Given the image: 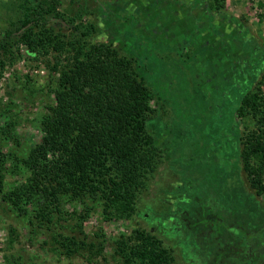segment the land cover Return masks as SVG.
<instances>
[{
    "label": "rangeland",
    "instance_id": "rangeland-1",
    "mask_svg": "<svg viewBox=\"0 0 264 264\" xmlns=\"http://www.w3.org/2000/svg\"><path fill=\"white\" fill-rule=\"evenodd\" d=\"M27 1L0 0V40L35 18L25 16ZM59 11L66 25L49 24L63 41L59 51L19 46L0 66L6 190L25 182L22 161L40 144L41 118L68 96L60 76L78 40L112 45L134 61L155 93L147 128L160 157L130 217L110 218L103 202H86L92 210L83 232L104 244L101 252L65 256L54 243L57 233L79 235L85 205L68 203L53 231L37 230L0 196V264H124L117 241L136 229L161 239L173 264H226L221 250L232 240H217V227L240 238L251 228L248 217L264 219V194L252 189L240 159L254 123L237 112L243 95L264 92V0H61Z\"/></svg>",
    "mask_w": 264,
    "mask_h": 264
},
{
    "label": "trees",
    "instance_id": "trees-1",
    "mask_svg": "<svg viewBox=\"0 0 264 264\" xmlns=\"http://www.w3.org/2000/svg\"><path fill=\"white\" fill-rule=\"evenodd\" d=\"M27 3L23 6L25 16L33 14L35 18H27L15 33L8 31L0 40L1 67L4 57L16 58L13 50L19 46L41 54L51 47L59 51L63 45L60 35L49 27L54 21L65 26L59 11L61 0H51L46 5L33 0ZM70 46L71 63L60 76V86L68 96L42 116L40 144L22 161L29 175L11 191L6 190V158L0 148V196L20 215L29 217L31 227L53 231L55 221L65 216V205L86 206L85 213L79 216L75 213L80 222L79 235H53L56 247L63 249L65 256L87 250L93 253L95 247L103 251V243L90 241L83 232V223L92 210L86 202H103L108 217L112 214L130 217L135 211L136 192L155 171L160 157L155 138L147 128L155 93L139 76L134 61L108 44L78 40ZM237 112L254 123L242 138L240 159L252 189L262 195L264 92L261 87L242 96ZM247 221L252 223L250 232L264 228V219L248 217ZM225 227L219 225L216 229L220 233L216 239L221 242L224 235L232 238V233H236ZM231 242H222L223 256L232 248L240 251L239 245ZM116 251L124 264H173L171 252L163 241L143 229L118 240Z\"/></svg>",
    "mask_w": 264,
    "mask_h": 264
},
{
    "label": "flooded vegetation",
    "instance_id": "flooded-vegetation-1",
    "mask_svg": "<svg viewBox=\"0 0 264 264\" xmlns=\"http://www.w3.org/2000/svg\"><path fill=\"white\" fill-rule=\"evenodd\" d=\"M264 226V223L263 225ZM243 236L234 239L236 233H232V244L239 245L240 251L233 248L230 252L225 253L224 261L226 264H264V228L250 232L246 229L241 231ZM251 239H250V235Z\"/></svg>",
    "mask_w": 264,
    "mask_h": 264
},
{
    "label": "water",
    "instance_id": "water-1",
    "mask_svg": "<svg viewBox=\"0 0 264 264\" xmlns=\"http://www.w3.org/2000/svg\"><path fill=\"white\" fill-rule=\"evenodd\" d=\"M64 24L66 25V23L64 22Z\"/></svg>",
    "mask_w": 264,
    "mask_h": 264
}]
</instances>
